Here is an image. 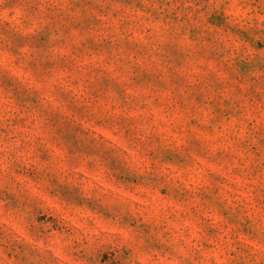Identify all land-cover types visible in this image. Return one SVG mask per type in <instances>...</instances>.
Listing matches in <instances>:
<instances>
[{
	"label": "rangeland",
	"instance_id": "rangeland-1",
	"mask_svg": "<svg viewBox=\"0 0 264 264\" xmlns=\"http://www.w3.org/2000/svg\"><path fill=\"white\" fill-rule=\"evenodd\" d=\"M0 264H264V0H0Z\"/></svg>",
	"mask_w": 264,
	"mask_h": 264
}]
</instances>
